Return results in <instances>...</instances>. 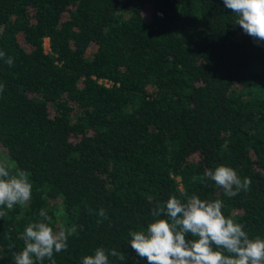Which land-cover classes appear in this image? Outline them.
Masks as SVG:
<instances>
[{"label": "trees", "instance_id": "1", "mask_svg": "<svg viewBox=\"0 0 264 264\" xmlns=\"http://www.w3.org/2000/svg\"><path fill=\"white\" fill-rule=\"evenodd\" d=\"M236 19L223 0H0V162L32 184L0 206V264L42 209L54 231L77 227L56 264L99 247L147 264L131 233L173 195L220 199L264 238V45ZM221 165L247 190L204 175Z\"/></svg>", "mask_w": 264, "mask_h": 264}, {"label": "clouds", "instance_id": "2", "mask_svg": "<svg viewBox=\"0 0 264 264\" xmlns=\"http://www.w3.org/2000/svg\"><path fill=\"white\" fill-rule=\"evenodd\" d=\"M223 3L236 14V24L244 33L258 45H264V0H223ZM4 55L0 52V58ZM6 63L11 66L12 58ZM4 87L0 84V92ZM204 175L228 197L247 190L251 183L225 165L209 169ZM31 196L28 174L23 170L12 174L8 165L0 162V206L12 210L17 204L26 205ZM223 206L220 199L207 201L196 195L183 201L174 195L164 203L157 201L151 211L154 219L146 230L131 233V249L139 258H146L147 264H264V238H250L243 225L225 216ZM4 215L0 211V217ZM39 215L43 220L28 224L21 234L24 246L13 253L14 264H44L45 260L56 264L54 252L67 250L69 236L77 233L76 226L66 229L60 225L54 231L48 213L42 209ZM98 216L107 218L103 209ZM109 256L120 261L126 259L115 249L106 251L99 247L94 255L83 257L82 264H109Z\"/></svg>", "mask_w": 264, "mask_h": 264}, {"label": "rangeland", "instance_id": "3", "mask_svg": "<svg viewBox=\"0 0 264 264\" xmlns=\"http://www.w3.org/2000/svg\"><path fill=\"white\" fill-rule=\"evenodd\" d=\"M44 47H45L46 49H48V42H47V39L44 40Z\"/></svg>", "mask_w": 264, "mask_h": 264}]
</instances>
